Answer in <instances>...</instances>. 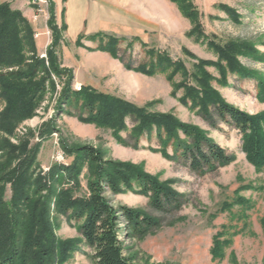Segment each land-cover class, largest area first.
Returning a JSON list of instances; mask_svg holds the SVG:
<instances>
[{"label": "rangeland", "instance_id": "374dc122", "mask_svg": "<svg viewBox=\"0 0 264 264\" xmlns=\"http://www.w3.org/2000/svg\"><path fill=\"white\" fill-rule=\"evenodd\" d=\"M0 1L10 3L13 10L23 14L35 30V40L41 29H45L51 42L43 53L37 48L36 56L48 59L47 49L54 37L49 27L50 33L47 30L50 5L47 12L40 13L35 20L34 14L38 13L32 0L22 1L26 8L33 9V16L25 15L18 8L17 0ZM167 1L176 18L170 24L160 18V22L153 24L130 22L129 29L93 34L86 33L93 26L90 21L83 29L72 22L66 33V22L63 18L57 23L54 8L60 30V39L54 47L58 65L72 71V91L90 87L146 107L150 112L170 114L182 123L202 129L232 153L234 161L214 172L193 173L178 160L164 156L155 130L140 135L135 148L130 135L134 133L136 122L130 117L124 119L125 128L119 132L122 140L131 142L125 145L115 137L112 128L83 121L80 103L60 104L62 90L70 76L51 73L44 81L45 91L36 100L34 114L18 123L11 134L2 130L0 124V175L5 171L8 177L0 184V197L9 204L17 194L16 185L22 180L27 193L31 194L41 179L46 186L43 194L48 188L54 194L72 188L75 196L87 198V165L76 182L61 177V170L56 174H52V170L56 166L68 167L74 160V156L63 149L62 139L68 145L90 144L101 149L107 159L131 163L187 199L181 210L162 213L150 206L148 196L135 191L114 194L106 190V197L114 205L143 210L163 222L160 229L142 239L128 238L125 224L120 225L124 254L135 264H264V168L258 170L247 160L239 130L225 123L212 128L199 114L200 107H193L190 99L183 101L185 86H176L183 81L185 85L196 87L195 67L200 61H209L204 70L211 75L212 88L228 103L251 115L264 116V99L260 97L262 88L259 87L264 84V0H190L197 12V29L193 19L180 9L179 2ZM46 36L38 41L42 42ZM111 40L116 41L119 55L133 69L125 67L110 52L99 49ZM242 42L251 47L238 56V69L222 60L214 48V45L226 47ZM23 51L24 63L16 64L31 62L27 46ZM5 61H0V73L18 68L2 64ZM151 63L159 64L158 72L153 75L135 70L144 65L149 67ZM173 63H182L187 72L184 75L183 71H178L171 80L169 73H173ZM39 77H45L43 72ZM1 86L0 82V119L7 106ZM260 126L264 133V119ZM164 148L169 154L173 153L171 145ZM52 219L58 240L78 241V249L62 264H93V251L83 242L77 224L55 211Z\"/></svg>", "mask_w": 264, "mask_h": 264}, {"label": "trees", "instance_id": "16d2710c", "mask_svg": "<svg viewBox=\"0 0 264 264\" xmlns=\"http://www.w3.org/2000/svg\"><path fill=\"white\" fill-rule=\"evenodd\" d=\"M172 1L179 2L180 9L193 19L196 26L197 12L191 1ZM49 15L47 24L54 37L51 47L47 49L48 59H44L36 56L37 44L33 26L20 11L13 10L10 3L0 1V61L6 59V63L2 64L9 67L18 66L17 69L0 73L2 92L7 103L1 113L2 130L11 134L18 123L34 114L36 100L41 92L45 91L44 81L51 73L68 74L70 78L62 90L60 104L72 106L80 103V109H83L80 118L83 121L112 128L115 137L123 144H131L122 140L119 135L125 128L124 119L130 117L136 122L134 133L130 135V140L134 139L135 148L138 147L140 135L151 134L152 130H155L164 156L178 160L193 173L203 175L214 172L234 161L235 156L208 137L202 129L182 123L170 114L150 112L146 107H139L90 87L72 91V71L60 68L55 56L54 47L60 39V30L56 24L52 2ZM195 28H199V25ZM64 29H67L66 23ZM116 44L115 40H111L99 49L110 52L113 57L120 59L125 67L133 69L124 57L119 55L120 48ZM26 46L31 53V62L16 64L24 63L23 49ZM250 47L251 45L245 42L231 43L226 47L214 45L222 60H227L229 66L234 69L239 68L238 56ZM161 62L163 61L160 58L159 63ZM206 64H209V61H200L195 67L193 74L196 87L188 83L185 85L186 82L183 81L176 85L185 86L183 101L190 99L193 107H200L199 114L212 128L217 129L221 123H225L239 130L247 160L261 170L264 168V133L261 132L260 121L264 116L251 115L225 101L210 85L211 75L204 70ZM182 65H173V73H169L171 80L178 71L186 74L187 71ZM156 66L159 64L151 63L149 67L144 65L135 70L153 75L158 72ZM42 72L45 75L43 78L39 77ZM243 74L247 76L245 72ZM259 87L262 88L260 97L264 99V84ZM166 145H171L172 154L166 151ZM62 146L66 153L74 156V160L68 167H54L52 174L61 170V177L76 182L83 167L87 165L89 196L77 197L72 188L61 189L56 194L48 188V192L43 194L46 186L42 185L41 179L29 194L22 180L18 184L21 188L16 185L17 194L9 204L0 197V264H62L77 250V240L60 241L56 238L52 219L54 211L59 215L68 216L77 224L83 242L93 251V264H135L124 254L123 240L119 234L120 225L125 224L128 238L142 239L160 229L163 222L159 217L143 210L114 205L106 197V190L109 189L114 194L135 191L148 196L150 206L162 213L181 210L187 203L186 197L131 163L107 159L104 152L93 145H68L62 139ZM6 174L3 171L0 175V184L8 178Z\"/></svg>", "mask_w": 264, "mask_h": 264}, {"label": "crops", "instance_id": "0c3cea01", "mask_svg": "<svg viewBox=\"0 0 264 264\" xmlns=\"http://www.w3.org/2000/svg\"><path fill=\"white\" fill-rule=\"evenodd\" d=\"M51 2L54 4L57 23L60 24L64 18L67 24L66 33L69 32L72 22L79 29H83L90 21L93 26L90 32L86 33L93 34L113 30L117 32L119 28L129 29L130 22L153 24L163 18L165 23L168 21L170 24L176 20L171 4L167 0H51ZM16 4L25 15L33 16V9L26 8L24 1L17 0ZM138 29L139 26L136 25V30ZM47 30L50 33L48 26ZM39 33L36 44L38 50L43 53L51 41H48L45 29H41ZM43 35L46 37L39 42L38 39Z\"/></svg>", "mask_w": 264, "mask_h": 264}, {"label": "built area", "instance_id": "2783aa9c", "mask_svg": "<svg viewBox=\"0 0 264 264\" xmlns=\"http://www.w3.org/2000/svg\"><path fill=\"white\" fill-rule=\"evenodd\" d=\"M32 3L36 6V12L38 14H34V19H38V15L41 13L47 12V9L50 5V0H32Z\"/></svg>", "mask_w": 264, "mask_h": 264}]
</instances>
